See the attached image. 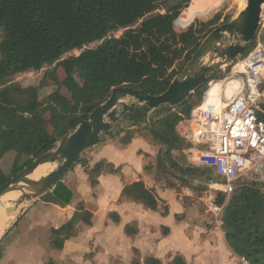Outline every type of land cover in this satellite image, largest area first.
<instances>
[{
  "label": "trees",
  "instance_id": "trees-1",
  "mask_svg": "<svg viewBox=\"0 0 264 264\" xmlns=\"http://www.w3.org/2000/svg\"><path fill=\"white\" fill-rule=\"evenodd\" d=\"M199 2L0 0V158L9 150L16 152L11 175L0 168V187L85 121L113 88L129 86L152 95L163 92L202 40L220 25V14L206 22L196 19ZM162 6L164 12L159 11ZM175 24L186 29L176 31ZM119 30H123L122 34L115 36L114 32ZM94 42L100 43L89 47ZM73 50L81 51L64 57ZM249 50L247 47L243 54ZM44 67L47 69L40 85L22 86L12 79ZM59 67L66 72L61 80L57 77ZM49 82L54 87L42 96L41 85ZM59 85L66 93L60 91ZM205 90L197 89L176 107L162 105L149 116V109L139 106L128 118L131 125L138 124L139 130H145L159 144L155 169L157 175L165 177L169 188L203 190L204 186H195L192 181L199 179V183L205 184L217 178L220 181L212 168L187 162L183 149L189 142L175 132L180 114L187 116L201 101ZM258 115L264 119V114ZM47 122L54 134L44 128ZM119 131H126L128 137L132 135L125 128ZM76 163L84 167L91 186H95L103 162L89 168L88 160L80 155L73 164ZM107 170L116 172L117 168L107 164ZM61 179L40 199L59 206L69 204L73 192ZM120 200L141 202L151 210L159 209L163 202L142 180L124 185ZM214 201L222 206L219 221L232 252L246 256L250 264H264V189L255 182L237 181L226 202L222 191H216ZM76 209L68 221L51 230L54 248L63 247L65 235L78 222L91 224V212L82 203ZM167 212V206L162 205V214ZM111 218L119 219L115 213ZM125 230L131 235L135 233L132 225H126ZM9 231L0 239V258ZM134 252L133 264H139L138 251ZM171 263L187 264L179 254ZM143 264L162 263L158 258L146 256Z\"/></svg>",
  "mask_w": 264,
  "mask_h": 264
},
{
  "label": "crops",
  "instance_id": "crops-1",
  "mask_svg": "<svg viewBox=\"0 0 264 264\" xmlns=\"http://www.w3.org/2000/svg\"><path fill=\"white\" fill-rule=\"evenodd\" d=\"M154 110H149L147 116ZM127 120L122 117L119 122L123 124ZM123 128L132 135L128 137L118 126L113 137L103 138L89 150L86 158L89 168L100 161L104 164L96 176L97 184L91 186L89 174L76 163L67 172L68 176H63L70 180H62L73 192L72 201L59 206L38 199L29 206L16 220L17 223L27 215L26 228L4 242L0 264H133L135 249L139 264H143L146 256L158 258L162 264H172L176 254L182 255L187 264H236V254L229 247L221 225L214 223L207 207V212L202 210V199L194 198L188 188L185 191L183 187L179 190L167 187L157 175L159 144L135 125ZM107 164L117 171L109 172ZM137 180H142L163 200L159 209L120 200L124 185ZM78 203L91 212V224L78 222L65 235L63 247L54 248L51 230L68 221ZM34 205L36 211L31 212ZM162 205L167 206V214H162ZM112 213L118 216V221H113ZM126 225H132L135 233L128 234Z\"/></svg>",
  "mask_w": 264,
  "mask_h": 264
},
{
  "label": "water",
  "instance_id": "water-1",
  "mask_svg": "<svg viewBox=\"0 0 264 264\" xmlns=\"http://www.w3.org/2000/svg\"><path fill=\"white\" fill-rule=\"evenodd\" d=\"M263 2L246 0L245 7L234 18L214 28L163 92L152 95L129 86L113 88L109 97L93 109L88 118L71 133L60 138L53 149L40 155L3 184L0 187V198L13 190H20L21 195L13 205L5 208L6 213L18 212V215L0 239L29 206L61 179L82 153L103 138L111 137L115 127H124L119 122L120 118L128 119L139 106L153 110L162 105L176 107L183 104L215 71L231 65L241 56L254 41ZM206 57L207 62L204 61ZM45 163H56V167L37 180L30 179L29 175Z\"/></svg>",
  "mask_w": 264,
  "mask_h": 264
},
{
  "label": "built area",
  "instance_id": "built-area-1",
  "mask_svg": "<svg viewBox=\"0 0 264 264\" xmlns=\"http://www.w3.org/2000/svg\"><path fill=\"white\" fill-rule=\"evenodd\" d=\"M255 44L231 64L223 78H239L229 84L231 99L221 108L195 104L183 114L175 132L189 146L194 164L210 167L220 181L209 183L206 203L214 221L220 224L222 206L215 203L216 191L225 194V202L237 181L264 186V15L261 14L254 37ZM225 70V69H224ZM214 80V79H213ZM212 81V80H211ZM185 150V149H184ZM236 264H250L244 255H236Z\"/></svg>",
  "mask_w": 264,
  "mask_h": 264
},
{
  "label": "rangeland",
  "instance_id": "rangeland-1",
  "mask_svg": "<svg viewBox=\"0 0 264 264\" xmlns=\"http://www.w3.org/2000/svg\"><path fill=\"white\" fill-rule=\"evenodd\" d=\"M177 1H179V0H170L171 3H175ZM242 1L246 2V0H205V2L202 3V0H200L199 4L203 5V7H202V9L199 10V13L196 14V17H197L196 19L199 20V21H205L206 22V21L210 20L211 18H213L216 14H220V19L218 20V23L221 25L222 23H225L227 21L226 19L230 20V19L234 18L238 14V12L241 10ZM189 3H188V5H189ZM207 5L209 6V9L207 11H205L204 8H206ZM185 8H183L181 11H183ZM159 11L160 12H164L163 6L161 8H159ZM175 29H176V31H182V30H185L186 28H180V27L177 26V24H175ZM122 32H123V30L116 31V32H114V35L115 36H120L122 34ZM235 38L236 37L233 38V41H235ZM99 43L100 42H94V43L90 44L89 47H95ZM254 44H255V42L252 41L247 46L248 49H251ZM80 51L81 50H73L70 53H67L64 57H66L68 55H77V54L80 53ZM244 55L245 54H242L237 59H240ZM204 61L207 62L208 58L206 57L204 59ZM46 69H47V67H44V68H42L39 71L24 72V73H21V74H18L16 76H14L12 79L14 81L20 83L22 86L40 85L41 84V79H42ZM230 70H231V65H227L226 67H222L221 69L219 68L217 71L214 72L213 76L210 77L209 80L204 85L201 86V88H204V90L206 89L205 92H208L209 88L214 83H216L217 81L220 80V79H217V78H223L225 75H227L230 72ZM65 75H66V72L61 67H59L57 69V77H58V79L61 80ZM53 87H54V83H52V82H49L47 85H44V86L41 85V88H40L41 95L45 96L48 92H50L53 89ZM59 89H60V91L62 93H66L65 89L61 85H59ZM220 94H221V92H220ZM191 96H193V95H191ZM203 96H204V94H203ZM203 96H202V99H203ZM123 124H125L124 126L128 127L132 123L127 120ZM47 125L48 126L45 125L44 128H48L46 130L49 133L54 134V131L52 130V128L50 127L48 122H47ZM135 126L138 128L139 125L135 123ZM117 127H115V129H117ZM184 149H183V152L185 154L187 162L190 163V164H194L191 161L193 156L188 153L187 148H184ZM89 150L90 149L86 150L84 153L81 154V157L83 159L87 158V156L89 154ZM15 157H16V152L14 150H9L0 158V168L6 174L11 175L12 163H13ZM195 165H197V164H195ZM72 166L75 168L77 166V164H73ZM200 166H202V165H200ZM67 172L63 176H68ZM64 178L65 177H63L61 180H63ZM161 179L163 180V183L166 184L165 183V177L161 176ZM64 180H66V182H67L68 180H70V178L67 177V179H64ZM199 181H200L199 179L198 180L195 179V180L192 181V183L195 186H201V187L204 186L205 188L203 190H199L200 187H197L198 189H196V190H193V189H191L189 187H183V188H184L185 191H188L187 190V188H188L192 192L194 198L198 197V198L202 199V201H200V206H201L202 210L204 211L206 209V206H205L204 203L205 202L207 203L208 200H209L208 199L209 198L208 197V193H207L208 190H209L208 184L211 183V182L216 183L218 181V178L214 179V180H209L206 184L204 182L203 183H199ZM261 187L264 189V186H261ZM205 196H206V198H205ZM183 201H184L185 204H187V200L185 199V197H183ZM38 204H39V202H38ZM36 208H37V205H34V207H32V209H31V212H35ZM15 216H16V214H15ZM27 220H28V216L27 215L21 217L19 219V221L13 226V228L8 232V234H7L6 238H5V241L10 239V238H12L15 235H17L21 231L23 232L25 230V228H26ZM214 223H215V221H214ZM10 224H11V220L9 222V226H10Z\"/></svg>",
  "mask_w": 264,
  "mask_h": 264
},
{
  "label": "bare ground",
  "instance_id": "bare-ground-1",
  "mask_svg": "<svg viewBox=\"0 0 264 264\" xmlns=\"http://www.w3.org/2000/svg\"><path fill=\"white\" fill-rule=\"evenodd\" d=\"M245 4L246 2L242 1L241 10L245 7ZM199 7L200 4H198V7L196 9V14L199 13L200 10ZM261 7H262V15H264V2L262 3ZM208 9L209 6L207 5L206 8H204V10L207 11ZM237 80L240 81L239 78L228 77L226 79H220L219 81L214 83L209 88L208 92L204 93L203 99L200 101L202 106L209 107L210 105H213L215 108H221L232 97L231 96L232 94L229 91V84ZM55 167H56V163H45L43 165H40L34 170L33 173L29 175V178L33 180H37L38 178L45 176ZM20 195H21L20 190H13L2 195L0 198V236L4 232V230L8 228L10 220L12 223L18 215V212L6 213L5 208L13 205Z\"/></svg>",
  "mask_w": 264,
  "mask_h": 264
}]
</instances>
